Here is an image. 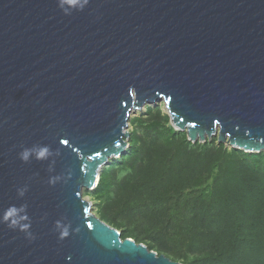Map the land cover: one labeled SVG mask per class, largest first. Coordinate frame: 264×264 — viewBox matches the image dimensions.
Returning <instances> with one entry per match:
<instances>
[{"label": "water", "instance_id": "95a60500", "mask_svg": "<svg viewBox=\"0 0 264 264\" xmlns=\"http://www.w3.org/2000/svg\"><path fill=\"white\" fill-rule=\"evenodd\" d=\"M159 105L192 144L264 155V0H0V219L24 206L33 237L0 223V264H181L83 195Z\"/></svg>", "mask_w": 264, "mask_h": 264}, {"label": "trees", "instance_id": "16d2710c", "mask_svg": "<svg viewBox=\"0 0 264 264\" xmlns=\"http://www.w3.org/2000/svg\"><path fill=\"white\" fill-rule=\"evenodd\" d=\"M126 154L85 194L95 215L181 264H264V155L192 144L162 106L129 120Z\"/></svg>", "mask_w": 264, "mask_h": 264}, {"label": "clouds", "instance_id": "9594fccd", "mask_svg": "<svg viewBox=\"0 0 264 264\" xmlns=\"http://www.w3.org/2000/svg\"><path fill=\"white\" fill-rule=\"evenodd\" d=\"M67 2L70 5H75L77 3V0H67ZM85 3H87V0H85ZM35 156V159L38 161H43L45 159H47V157L50 155V149L48 146L44 145L39 147L38 149H28L25 148L23 149L20 153H19V158L22 162L27 163L29 161V159L33 156ZM19 195L23 196L24 192L21 191L19 193ZM24 206H21L20 208H18L16 205H12L10 206L4 214V217L2 219H0V223H6L7 226L10 229H19V231L21 232H26L28 238H33L31 235V232H29L28 230L30 229V224L29 223H22V220L26 219V216H21L20 212L21 209ZM56 226L59 230V236L60 239H64L69 235V228L66 226H61L60 222L57 221L56 222Z\"/></svg>", "mask_w": 264, "mask_h": 264}, {"label": "rangeland", "instance_id": "374dc122", "mask_svg": "<svg viewBox=\"0 0 264 264\" xmlns=\"http://www.w3.org/2000/svg\"><path fill=\"white\" fill-rule=\"evenodd\" d=\"M162 106V105H161ZM144 110L145 109H143V110H141V111H135V113H131V116H130V118H132V117H136V116H139L140 114H142L143 112H144ZM162 110H163V112H164V108L162 107ZM129 130H130V128L128 127V132H129ZM83 195L85 196V193H83ZM87 199V201H89L90 203H91V205H92V209H91V211H92V213L95 215V213H94V203L91 201V199L89 198V197H87L86 198Z\"/></svg>", "mask_w": 264, "mask_h": 264}, {"label": "snow or ice", "instance_id": "6c2138e0", "mask_svg": "<svg viewBox=\"0 0 264 264\" xmlns=\"http://www.w3.org/2000/svg\"><path fill=\"white\" fill-rule=\"evenodd\" d=\"M64 143H67V141L65 140Z\"/></svg>", "mask_w": 264, "mask_h": 264}]
</instances>
